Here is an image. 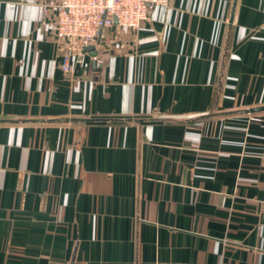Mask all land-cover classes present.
Instances as JSON below:
<instances>
[{"label":"crops","instance_id":"obj_1","mask_svg":"<svg viewBox=\"0 0 264 264\" xmlns=\"http://www.w3.org/2000/svg\"><path fill=\"white\" fill-rule=\"evenodd\" d=\"M52 1L0 0V264H264V0H169L69 74Z\"/></svg>","mask_w":264,"mask_h":264},{"label":"built area","instance_id":"obj_2","mask_svg":"<svg viewBox=\"0 0 264 264\" xmlns=\"http://www.w3.org/2000/svg\"><path fill=\"white\" fill-rule=\"evenodd\" d=\"M168 5L169 0H53L43 6L42 13L61 58L60 69L69 74L75 64L88 67L84 48L93 46L95 50L105 30L113 26L137 30L151 10H165Z\"/></svg>","mask_w":264,"mask_h":264},{"label":"water","instance_id":"obj_3","mask_svg":"<svg viewBox=\"0 0 264 264\" xmlns=\"http://www.w3.org/2000/svg\"><path fill=\"white\" fill-rule=\"evenodd\" d=\"M84 51L87 52V53H91L93 56L96 55L93 46L85 47V48H84Z\"/></svg>","mask_w":264,"mask_h":264}]
</instances>
